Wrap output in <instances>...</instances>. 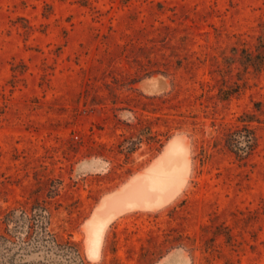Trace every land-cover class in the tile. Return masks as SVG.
Wrapping results in <instances>:
<instances>
[{
  "label": "rangeland",
  "instance_id": "1",
  "mask_svg": "<svg viewBox=\"0 0 264 264\" xmlns=\"http://www.w3.org/2000/svg\"><path fill=\"white\" fill-rule=\"evenodd\" d=\"M172 138L182 188L96 249ZM0 264H264V0H0Z\"/></svg>",
  "mask_w": 264,
  "mask_h": 264
},
{
  "label": "bare ground",
  "instance_id": "2",
  "mask_svg": "<svg viewBox=\"0 0 264 264\" xmlns=\"http://www.w3.org/2000/svg\"><path fill=\"white\" fill-rule=\"evenodd\" d=\"M184 146L179 138H172L146 172L132 177L121 190L105 196L88 222V241L96 249H100L106 227L115 216L132 208L165 204L182 188L190 170V159Z\"/></svg>",
  "mask_w": 264,
  "mask_h": 264
},
{
  "label": "trees",
  "instance_id": "3",
  "mask_svg": "<svg viewBox=\"0 0 264 264\" xmlns=\"http://www.w3.org/2000/svg\"><path fill=\"white\" fill-rule=\"evenodd\" d=\"M224 93H225V94H224V97H225V98L228 97L229 94H228V92H226V90H225ZM226 93H227V94H226ZM225 95H227V96H225ZM238 135H239V133L236 132V131H234V132L232 133V135L230 136V137H231V140H230V146H231L232 148L236 149L237 152L242 151V149H243V148H241V147L238 146V143H239V140H238V138H237ZM252 137H253L252 132H249L248 135H247V141H246V145H245L246 149H247V148L250 149V148L252 147ZM38 233H39V232H38Z\"/></svg>",
  "mask_w": 264,
  "mask_h": 264
},
{
  "label": "water",
  "instance_id": "4",
  "mask_svg": "<svg viewBox=\"0 0 264 264\" xmlns=\"http://www.w3.org/2000/svg\"><path fill=\"white\" fill-rule=\"evenodd\" d=\"M160 81V80H159ZM155 83H157V81H154ZM155 83H153V84H155ZM159 84V83H158ZM149 85H152V84H149Z\"/></svg>",
  "mask_w": 264,
  "mask_h": 264
}]
</instances>
